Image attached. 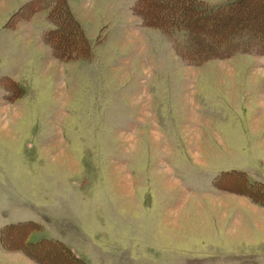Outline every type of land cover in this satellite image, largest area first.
<instances>
[{
  "label": "rangeland",
  "instance_id": "1",
  "mask_svg": "<svg viewBox=\"0 0 264 264\" xmlns=\"http://www.w3.org/2000/svg\"><path fill=\"white\" fill-rule=\"evenodd\" d=\"M29 1L0 0V264H264V55L191 65L135 0Z\"/></svg>",
  "mask_w": 264,
  "mask_h": 264
},
{
  "label": "trees",
  "instance_id": "2",
  "mask_svg": "<svg viewBox=\"0 0 264 264\" xmlns=\"http://www.w3.org/2000/svg\"><path fill=\"white\" fill-rule=\"evenodd\" d=\"M29 2L39 7L44 0ZM132 11L143 25L162 30L188 64L199 66L238 52L264 55V0H227L213 5L206 0H135ZM75 23V29L69 28L65 35L57 24L45 35L60 60L82 56L83 51L89 55V39Z\"/></svg>",
  "mask_w": 264,
  "mask_h": 264
}]
</instances>
